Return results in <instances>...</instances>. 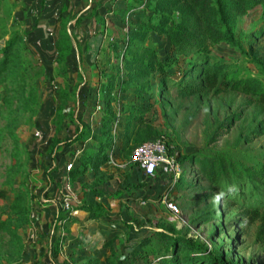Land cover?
<instances>
[{
  "label": "trees",
  "instance_id": "obj_1",
  "mask_svg": "<svg viewBox=\"0 0 264 264\" xmlns=\"http://www.w3.org/2000/svg\"><path fill=\"white\" fill-rule=\"evenodd\" d=\"M6 2L0 0V7ZM130 4L132 10L128 21L121 20L128 27L124 38L119 41L109 36L108 43L102 46L103 32L100 31L94 52L91 53L92 60L100 68L93 87L103 102L98 109L101 116L98 130L91 132L83 118L85 112L89 111L85 100L76 105L81 112L78 118L73 116V108L64 112L67 103L64 101L58 106L56 123L62 122L67 114L74 125L72 136L65 139L62 145L60 140L53 139L49 152L54 156L58 147L64 149L72 146L70 152L75 157V163L69 173L72 176H83L88 171L94 174L91 182L80 183L77 211L85 213L87 219L92 221L101 219L117 222L124 229L123 244L114 245L115 240L122 235L112 232L95 247L98 252L111 249L116 260L109 261V264H242L221 248L222 243L209 248L204 242L173 225L160 227V230L142 226L135 233L131 232L128 223L123 219L118 222L99 198L134 197V184L128 182L123 188L113 186V191L105 192V184L108 185L112 176H107L101 167L111 155L114 159L129 156L131 169L138 170V178L143 183L156 176L161 167L151 177H146L137 163L131 160V154L134 147L154 138L155 130L148 121V115L155 103L161 104L162 99L171 96V91L180 97L236 92L247 96L248 104L264 105V59L253 50L259 40H264V0H132ZM66 8L67 5H62L61 12ZM253 9L259 11L257 20L245 30L241 18ZM134 14L136 22L130 20ZM76 15L71 17L76 18ZM59 19L55 67L65 75L74 67L69 62L72 49L80 47L75 35L76 24L81 17L75 19L72 29L68 26L69 17L61 19L60 16ZM9 30L10 27L6 26L0 28V36H7L0 44V83L7 94L25 97L28 92L34 93L36 107L39 100L35 89L36 78L42 70L44 74V66L30 56L22 35L17 32L11 34ZM221 42L236 49L239 55L234 58L216 55L213 47ZM88 47L89 44H86L87 51ZM76 71L74 105L79 98V84H90L87 75ZM68 78L70 85L69 75ZM155 78L158 83L154 94L152 81ZM89 87L85 86L86 91ZM66 91L67 97L72 94ZM80 94L84 96L85 90L80 89ZM154 95L157 96L155 100L152 98ZM116 100L119 101L118 110L112 104ZM239 118V113H233L220 122L209 141L214 142L226 133ZM249 134L244 139L247 143L264 135V118ZM165 142L171 154L169 140ZM176 157L180 163L188 162L196 175L207 180L222 199L240 208L243 225L254 226L253 242L264 253V150L250 162L234 155L201 152L177 154ZM163 172L162 175L168 176ZM170 183L172 186L169 191L185 189L193 184L184 176V172L175 178L170 176ZM209 219L210 216L203 214L195 222ZM61 221H65L64 226L67 228L73 218L58 210L53 222L54 230L60 227L58 222ZM63 231L66 237V229ZM92 259L96 260L94 264H99L98 256Z\"/></svg>",
  "mask_w": 264,
  "mask_h": 264
},
{
  "label": "rangeland",
  "instance_id": "obj_2",
  "mask_svg": "<svg viewBox=\"0 0 264 264\" xmlns=\"http://www.w3.org/2000/svg\"><path fill=\"white\" fill-rule=\"evenodd\" d=\"M18 4L16 0H7L0 7V28L10 27L11 34L14 32L21 34L30 56L44 64L41 60L42 53L37 50V41H34L35 39L30 35H26L24 29L26 26L20 23V20L16 22L13 18ZM258 12V10H250L241 18V25L245 30L253 26ZM59 21L57 19L56 23H52L53 32L50 41L46 45L43 44L46 48L45 52L49 47L56 49L55 40L60 27ZM87 27L83 25L80 32L85 37L90 35ZM69 28L72 29V25ZM6 38L7 36H0V44ZM253 50L256 55L264 59V40H259ZM213 51L216 55L225 58H234L239 55L236 49L224 42L215 45ZM78 56L79 61L77 56L71 53L69 62L72 66L77 65V60L82 70L89 74L92 69L94 72L95 67L89 55L86 53ZM43 66L45 69V64ZM71 72L73 67L65 75H62L57 67L52 70L59 88L56 92V101L54 100L57 109L55 108L49 121L52 126L50 141L60 140L61 145L65 139L72 136L74 129L67 114L62 122L56 123L60 103L67 102L64 112L74 106V89L69 85L68 78ZM45 77V70L44 74L42 70L41 75L36 78L35 89L39 96L36 107L34 93L28 92L25 97L7 94L0 83V264H38L37 260H41L47 253L45 243L42 242L46 231L41 233V228L47 226L50 231L52 213L55 211L51 206L54 204L58 208L61 193L65 190V183H70L69 187L76 190L81 182L94 179L93 172L88 171L83 176L70 174L66 180L64 163L72 159L75 163L70 149L64 150L60 146L58 148L62 150L53 156L49 152L51 143L45 151L41 149V145H38V148L34 146L36 142L33 131L39 124V117L44 114ZM65 91L72 94L67 97ZM170 95L162 99L161 104L153 105L148 121L155 130V135L152 137L165 136L163 138L169 140L172 147L171 154L176 160L177 154L201 152L234 155L245 162H250L264 150V135L254 138L249 143L244 141L250 136V130L264 118V105L248 104V97L236 92H223L215 96L180 97L171 91ZM79 98L81 102L83 100L81 94ZM152 98L155 100L157 96L154 95ZM233 113H239L240 118L226 133L217 137L214 142H210L209 138L215 127ZM113 160V163L107 164L104 171L107 176H112L108 185L105 184V191L111 192L113 186L123 188L126 183L132 182L135 196L109 198L104 201V205L108 213L116 216L118 222L123 219L125 223H128L131 232L135 233L142 226L160 230V227L173 225L176 229L204 242L209 248L218 247L222 243L221 248L242 264H264V253L253 242L254 226H244L239 215L240 208L222 199L207 180L196 175L188 162L180 163L177 160L180 173L184 172V176L193 182L192 186L169 191L172 186L170 176L162 175V168H160L162 172L159 170L153 179L143 183L137 179L136 173L131 169L129 156H121ZM165 192L169 193L168 196L178 206L180 211L178 215L171 213L162 203L160 196ZM142 200L145 202L141 203ZM203 214L210 216V219L195 222L196 218ZM64 223L65 221H61L62 226L53 232L54 241L62 240L59 245L64 242V246L62 245L59 251H53L58 262L94 264L96 260L92 258L95 256H98L99 264H109V261L116 260L111 249H108L106 253H88L73 233L69 232V235L63 238ZM104 230L114 232L117 229L109 225ZM32 237H37L38 240L31 241ZM118 243L120 240H115L114 244Z\"/></svg>",
  "mask_w": 264,
  "mask_h": 264
},
{
  "label": "crops",
  "instance_id": "obj_3",
  "mask_svg": "<svg viewBox=\"0 0 264 264\" xmlns=\"http://www.w3.org/2000/svg\"><path fill=\"white\" fill-rule=\"evenodd\" d=\"M18 4L17 8L14 10V19L20 20V23L24 24L26 26L25 33L27 36H31L35 39L34 41H37L39 44V40L42 44L41 46H38L39 52H43L44 46L43 44H47L50 40L45 35V29L49 25L51 19L53 18L54 13H59V18L61 16V19L65 17H69L68 20V26L72 25L79 16L81 17V20L76 25V40L78 43V46H80V49H77V47L72 49V55L77 56V59L79 61L78 55H85L86 53L89 55L90 61L94 64V72L93 69L90 70V74L84 70H82L81 66H78L77 60H76V66L73 67V72L69 73V77L73 78L70 79V86L73 87V84L75 83V78L77 71L80 70L81 73H84L88 76L90 79V87L88 91H86L85 86H89L88 84L84 86V84L81 82L79 84L78 89L85 90V97L82 95L83 102L86 101L87 107H89V111L85 112L84 120L88 123L89 128L91 132H95L98 130V126L100 125V111H98L99 108L102 107L103 102L98 98V93L94 90V85L96 84V75L98 71L100 70L99 66L92 60L91 53L94 52V48L96 47V41L98 40V33L100 31L103 32L102 38H101V44L102 46L106 45L108 43V37L111 36L115 40H122L124 36L126 35V32L128 31L127 25L121 22L122 18L125 19V17L129 14H131L132 7L130 9V3L132 0H16ZM62 5H67L66 10H63L61 12ZM129 10V11H128ZM96 11V15L94 12ZM74 14H77L75 17L72 18ZM133 20L136 22V15L131 16L130 20ZM35 20H37L35 22ZM60 20V19H59ZM129 20V21H130ZM88 26L87 30L88 33H90L89 36H84V34H80L82 26ZM88 33L86 35H88ZM83 44V45H82ZM86 44H89L88 51L85 49ZM92 50L91 52H89ZM75 51V53H74ZM80 64V63H79ZM79 67V68H75ZM92 74V75H91ZM153 90L158 83V79L155 78L152 81ZM77 90V95L80 94ZM79 97V96H78ZM79 100V101H78ZM75 105L73 106V116L77 117L81 115V112H79L76 105H80V98H78ZM113 106L118 110L119 101L116 100L114 103H112ZM92 108V109H91ZM115 128V126H114ZM72 146H68L64 148V150L71 149ZM45 151V150H44ZM61 150L57 149L55 152L56 154H59ZM78 152V151H77ZM76 152V153H77ZM72 157V156H71ZM106 163L101 167L102 171H105L107 168ZM137 175V179L141 181L138 177V171H135ZM52 182V180L50 179ZM87 182H91L90 180H87ZM106 192V191H105ZM117 199L120 197H116ZM108 197H102L99 198L100 201L104 203L105 200H108ZM53 210H55L52 213V227L50 231L47 229V226L41 228L42 231H46V234L42 237V242L45 243V251L47 252L46 255L42 257L41 260H37L38 264H67L63 262H58L57 259L54 257L53 251H59V248L64 246V242L59 245L61 241L55 240L54 241V235L53 232V222L55 215L57 214V207L54 206V204L51 206ZM110 214V213H109ZM112 215V214H110ZM59 225L61 222H58ZM48 225V224H46ZM109 225L114 226L117 230H114V232H118L122 235L121 238H118L120 240V243L114 244V245H121L124 243L125 239V233L124 229L122 227H119V223H110L101 219L92 221L90 219H87V215L85 213L80 212L79 210L76 211V214L73 215V222L72 224L64 228L66 229L67 234L70 233L75 234L77 237L78 242L83 245L86 249V251L89 252H98L95 250V247H97L98 243L101 242L105 237H107L112 232H106L104 229H107ZM62 225H60L61 227ZM59 227V228H60ZM106 227V228H105ZM58 228V229H59ZM74 232H71V231ZM64 232V231H63ZM42 235V234H41ZM67 235V236H68ZM66 236V237H67ZM63 236V238H66ZM38 240V238H31V241ZM65 240V239H64ZM63 240V241H64ZM71 245V244H70ZM103 253H106V251H103Z\"/></svg>",
  "mask_w": 264,
  "mask_h": 264
},
{
  "label": "built area",
  "instance_id": "obj_4",
  "mask_svg": "<svg viewBox=\"0 0 264 264\" xmlns=\"http://www.w3.org/2000/svg\"><path fill=\"white\" fill-rule=\"evenodd\" d=\"M57 19H59V13H54L49 25L44 30L48 39H50V36L53 32L52 23H56ZM125 20L128 21V15L125 17ZM90 33H92V31ZM30 37H32V35ZM42 43L43 42L41 40V43L39 41V44H37L38 46H41ZM49 49L47 48L46 52H42L41 59L45 64L46 73V86L44 90L45 107L43 110L44 114H41L39 117V124L33 131L34 141L36 142L34 146L38 148L37 146L41 145L42 150L47 149L51 143L50 137L52 135V126L50 125L49 121L52 118V114L55 112L56 105L54 100L56 98V92L59 88V83L56 81L53 76L54 74L52 73V70L55 68L54 65L56 64L55 59L57 56V50L54 47H49ZM37 151L38 150H35V152ZM113 159L114 158L111 155L108 163H113ZM131 160L137 163L141 173L146 177H151L160 167L164 169V173L166 175L172 176L174 178L180 173V166L177 160H175V158L168 152L165 139L161 136L148 139L134 147L131 154ZM73 165L74 159L71 161H66L63 165L66 180L67 176L70 175L69 171ZM135 171L138 170L136 169ZM69 185L70 183H65V190L61 193L60 202L57 209L67 213L68 216L73 218L74 212L77 210L76 206L80 203V198L78 195V189L72 190ZM168 194L169 193L167 192L163 193L160 196V199L171 213L178 215L180 213L178 206L168 196ZM144 202V200L141 201V203Z\"/></svg>",
  "mask_w": 264,
  "mask_h": 264
}]
</instances>
